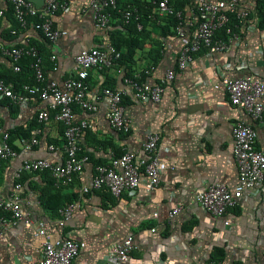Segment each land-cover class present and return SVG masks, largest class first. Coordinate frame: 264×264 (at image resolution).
<instances>
[{"label": "crops", "instance_id": "obj_1", "mask_svg": "<svg viewBox=\"0 0 264 264\" xmlns=\"http://www.w3.org/2000/svg\"><path fill=\"white\" fill-rule=\"evenodd\" d=\"M61 1L67 7L57 12L54 22L68 34L54 43L32 27L10 33L12 23L5 15L0 17V44L11 46L35 40L44 56L47 77L57 80L70 76L76 54L99 41L87 0ZM240 2L250 15L240 44L225 53H198L193 63L167 85L159 103H142L131 94L125 96L126 114L132 120L128 134L110 127L104 98L97 99L99 110L95 113L77 109L78 117L88 119L92 126L82 140V149L90 155V162L84 175L63 190L65 194H75L80 202L65 229L67 235L82 243L74 264H106L108 247L129 234L134 235L137 245L132 259L141 264H209L213 260L221 264H264V182L246 190L239 205L223 216H213L196 200L200 192L218 181L230 187L236 184L238 169L232 134L236 121L255 125L256 148L264 151V121L254 122L232 105L222 81L224 77L247 75L264 80V0ZM4 6L0 1V7ZM150 35L153 40L136 48L128 65L134 69L155 66L150 77L155 81L174 66L181 40L169 37L160 58L154 60L159 35ZM53 54L57 56L55 62L51 60ZM10 70L13 71L10 58L0 57V71ZM117 85L120 79L115 70L93 69L89 95L96 99L104 87ZM44 106L37 98L22 103L8 98L0 100V141L4 131L11 133L19 154L12 160L0 161V190L4 195L15 184L25 157H47L57 162L62 158L59 151L50 152L48 145L62 144L63 127L54 121H38V112ZM37 127L42 128L40 144L25 149L23 139H30ZM25 129L29 130L28 137L19 136L18 132ZM151 131L160 133L162 167L157 189L148 192L141 187L135 195L124 193L116 198L103 188L81 196V185L90 182L98 162H106L116 150L141 149ZM22 177L23 206L32 214L35 224H20L5 231L0 239V264H40L43 237L36 235V228L42 225L54 237L57 235V214L41 203L48 176L22 172ZM178 206L182 208L172 218L170 212Z\"/></svg>", "mask_w": 264, "mask_h": 264}, {"label": "built area", "instance_id": "obj_2", "mask_svg": "<svg viewBox=\"0 0 264 264\" xmlns=\"http://www.w3.org/2000/svg\"><path fill=\"white\" fill-rule=\"evenodd\" d=\"M8 2L14 9V15L21 29L32 27L49 42H57L68 32L55 25V16L61 8L67 7L61 0H46L43 7L30 0H0ZM136 1L151 3L153 15H147L145 21ZM187 13L178 9L177 0H87V7L92 10L95 30L99 41L97 44L81 50L74 57L70 76L62 80L49 79L44 66V56L38 45L29 40L27 44H0V57H9L14 72L22 70L21 61L30 59L33 82L7 81L0 76V100L8 98L13 103H22L29 98H37L45 103L38 112L41 124L54 121L63 127V142L60 146L48 145V150L59 151L60 161L50 158H29L22 160L20 172L10 193L4 195L0 190V239L11 227L24 224L34 225L31 213L24 209V184L22 172H49L56 188L70 187L77 177L85 173V166L90 156L82 149V140L91 128V122L79 118L77 109L86 113L99 110L97 99L107 101V120L110 127L118 132L128 134L132 129V120L126 114L125 96L131 94L134 100L142 103L161 102L166 87L179 72L186 70L195 56L203 50L209 54L225 53L232 46H238L241 34L231 25L232 15L237 20L249 16L241 7L240 0H189ZM121 2V4H120ZM149 6V5H148ZM147 6V8H148ZM151 7V6H150ZM7 7H0V17L5 15ZM174 17V35L181 40V46L175 56L174 66L155 81L150 77L155 66L136 68L129 72V65L121 61L122 51L111 39L112 23L125 20L135 22L142 31L148 24L152 34L157 32L160 38L161 26L166 17ZM116 17V18H114ZM144 19V20H143ZM115 23V22H114ZM153 26V27H152ZM237 26V25H236ZM226 28V34L218 36V31ZM15 32V31H13ZM171 37V36H170ZM167 39H162L161 51ZM56 55L51 56L55 62ZM93 69L108 72L115 70L120 85L104 87L96 99L90 93V73ZM223 84L232 105L242 109L254 122L264 121V80L252 75L240 78L224 77ZM17 84L19 86H17ZM1 130V108H0ZM42 128L37 127L30 139H23L24 148L32 149L40 144ZM233 155L238 169L237 182L233 187L218 181L197 195L200 206L213 216L226 215L239 205L246 190L261 186L264 182V151L256 148L257 129L253 123L238 120L233 124ZM10 133L4 131L0 141V161L17 158L18 151L10 144ZM160 133L151 131L139 150H125L122 154H112L106 162L95 165L90 182L81 185V196L100 189H107L120 198L124 193L135 195L143 187L148 192L161 184V157L159 153ZM80 207L79 200L62 206L56 220L57 235L54 237L44 226L36 228V235L43 237L42 258L40 264H74L79 256L82 243L65 232L69 221ZM181 206L175 207L170 216L180 212ZM153 231L156 228L152 229ZM134 235H127L122 241L111 244L105 257L106 264H141L133 261L136 250ZM209 264H221L220 261Z\"/></svg>", "mask_w": 264, "mask_h": 264}, {"label": "trees", "instance_id": "obj_3", "mask_svg": "<svg viewBox=\"0 0 264 264\" xmlns=\"http://www.w3.org/2000/svg\"><path fill=\"white\" fill-rule=\"evenodd\" d=\"M137 5H139L141 12L144 14V19L146 22H150V20L147 17V15H153V8L154 6L151 5V3H148L147 1L141 2L136 1ZM121 4V2H120ZM149 5V6H148ZM5 6L7 7L5 11V16L7 19L12 23V27L9 32H17V30L20 28V25L14 15V9L12 5L8 2L5 3ZM148 6V8H147ZM151 6V7H150ZM178 9H182L184 13H187L188 8L190 7V1L189 0H177V6ZM116 18V17H114ZM143 19V20H144ZM249 19L250 15L242 20H237L232 15L233 23L231 25L233 26L234 30L241 34V37L243 36L244 32L247 30V27L249 26ZM165 20L167 23L165 25L161 26L160 30V38L156 39L155 44L157 45L156 48V56L153 58L154 60H157L161 56V41L162 39H168L170 36L174 35V25L176 23V20L174 17H166ZM149 25V24H148ZM148 25L142 30L139 31L137 29L136 23H126L125 20H119L115 23H112L113 30L111 31V39L115 46L122 51V58L121 61L123 64H128V61H131L132 56L135 53L136 48H141L144 46L145 42L152 41L151 38L152 30H149L147 27ZM237 25V26H236ZM153 27V26H152ZM226 34V28L221 29L218 31V36H222ZM44 38V37H43ZM46 39V38H44ZM47 40V39H46ZM34 44L38 45V43L34 40ZM39 46V45H38ZM40 47V46H39ZM42 53V51H41ZM154 57V56H153ZM157 58V59H156ZM22 61H26L25 65H22V70L20 72H13V71H0V76L5 78L7 81H14V82H33V74L31 71V68L29 66L30 59L25 58ZM21 61V62H22ZM129 72H132L133 68L131 66H128ZM25 73H28L29 75H25ZM17 86H19L17 84ZM11 135V133H10ZM18 135L22 137H28L29 130L25 129L24 131L18 132ZM10 144L13 145L14 148H16L13 144V138L10 137L9 139ZM124 152V150H116V155H120ZM90 156V155H89ZM91 158V157H90ZM100 163V162H98ZM97 163V164H98ZM48 176L47 179V185L46 188L42 190L41 193V203L45 208L50 210L51 212L58 214V210L66 205L69 204L77 199L75 194H65L63 193L64 188H56L53 184V178L49 172H43ZM42 174V173H41ZM21 181H23V177H21ZM213 262H217V260H213Z\"/></svg>", "mask_w": 264, "mask_h": 264}, {"label": "water", "instance_id": "obj_4", "mask_svg": "<svg viewBox=\"0 0 264 264\" xmlns=\"http://www.w3.org/2000/svg\"><path fill=\"white\" fill-rule=\"evenodd\" d=\"M30 1H33L39 7H43L46 3V0H30Z\"/></svg>", "mask_w": 264, "mask_h": 264}]
</instances>
